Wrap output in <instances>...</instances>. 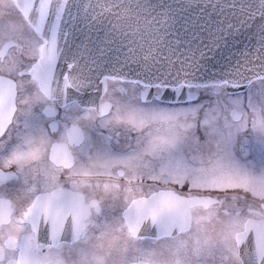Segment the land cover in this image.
Segmentation results:
<instances>
[{
	"label": "snow or ice",
	"instance_id": "1",
	"mask_svg": "<svg viewBox=\"0 0 264 264\" xmlns=\"http://www.w3.org/2000/svg\"><path fill=\"white\" fill-rule=\"evenodd\" d=\"M253 11L12 0L0 264H264V159L247 158L264 151V7ZM257 25L258 47L226 51Z\"/></svg>",
	"mask_w": 264,
	"mask_h": 264
},
{
	"label": "water",
	"instance_id": "2",
	"mask_svg": "<svg viewBox=\"0 0 264 264\" xmlns=\"http://www.w3.org/2000/svg\"><path fill=\"white\" fill-rule=\"evenodd\" d=\"M85 3H88L89 0H84ZM250 6L254 8L253 16L257 15L262 7H264V0H250ZM260 26H255L254 30H251V26L242 29L238 38L229 40V48L226 51H231L235 53L239 49H248L252 47H258V41L260 39ZM97 34H93L94 38ZM99 37L104 36V32L101 31ZM220 53L218 55H222Z\"/></svg>",
	"mask_w": 264,
	"mask_h": 264
},
{
	"label": "flooded vegetation",
	"instance_id": "3",
	"mask_svg": "<svg viewBox=\"0 0 264 264\" xmlns=\"http://www.w3.org/2000/svg\"><path fill=\"white\" fill-rule=\"evenodd\" d=\"M11 5H12V0H0V15H4L6 13V11L11 7ZM110 86H111L110 89H112V88L120 89V88L124 87V85L122 83H111ZM91 94L95 95V92L93 91ZM95 135L97 137H100L101 133L97 132V133H95ZM107 135H108V133L106 131H103V136H107ZM102 142L106 143V141H102ZM123 144H124V141L122 139L120 140L119 145L117 144L116 140L112 141V146H113L114 150L119 148ZM258 152H259V146L256 144H253L250 147V154L247 156L248 160L250 162L256 164L257 166H259V164L262 160V157L259 154L260 152L259 153ZM262 155H264V153H262ZM206 259L208 261H211L213 258L211 255H209L206 257Z\"/></svg>",
	"mask_w": 264,
	"mask_h": 264
},
{
	"label": "rangeland",
	"instance_id": "4",
	"mask_svg": "<svg viewBox=\"0 0 264 264\" xmlns=\"http://www.w3.org/2000/svg\"><path fill=\"white\" fill-rule=\"evenodd\" d=\"M111 87V86H110ZM260 152V153H259ZM259 154L261 155V157H262V159H264V155H262V153H264V151H262L261 149H260V147H259ZM262 152V153H261Z\"/></svg>",
	"mask_w": 264,
	"mask_h": 264
}]
</instances>
